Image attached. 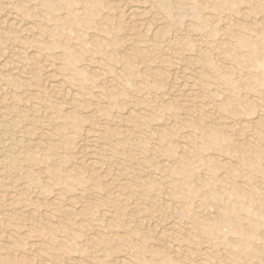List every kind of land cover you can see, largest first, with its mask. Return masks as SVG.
Returning a JSON list of instances; mask_svg holds the SVG:
<instances>
[{"label":"rangeland","instance_id":"rangeland-1","mask_svg":"<svg viewBox=\"0 0 264 264\" xmlns=\"http://www.w3.org/2000/svg\"><path fill=\"white\" fill-rule=\"evenodd\" d=\"M0 131V264H264V0H0Z\"/></svg>","mask_w":264,"mask_h":264},{"label":"bare ground","instance_id":"bare-ground-1","mask_svg":"<svg viewBox=\"0 0 264 264\" xmlns=\"http://www.w3.org/2000/svg\"><path fill=\"white\" fill-rule=\"evenodd\" d=\"M19 50H20V49H19ZM49 64H50V63H49ZM12 71H13V70H12ZM25 71H26V70H25ZM187 77H188V76H187ZM58 81H59V80H58ZM54 83H55V82H54ZM63 84H64V83H63ZM52 85H53V84H51V86H52ZM176 85H177V84H176ZM51 86H50V87H51ZM53 86H54V89L56 88V90H59V88H60L61 85H59V83H57V84H55V85H53ZM57 88H58V89H57ZM61 90H62V89H61ZM10 92H11V91H10ZM72 92H73V91H72ZM97 93H98V92H97ZM93 94H94V93H93ZM24 99H25V98H24ZM130 108H131V107H130ZM184 115H185V114H184ZM14 117H15V116H14ZM22 119H23V117H22ZM18 120H19V119H18ZM16 121H17V120H16ZM25 121H26V119H25ZM31 121H32V120H31ZM17 122H18V121H17ZM18 123H19V122H18ZM18 123H17V125H18ZM24 123H26V122H24ZM29 123H30V121H29ZM32 123H33V122H32ZM61 124H62V123H61ZM12 125H13V124H12ZM25 125H26V124H25ZM28 126H29V125H28ZM56 126H57V125H56ZM56 126H55V127H56ZM3 127H4V126H3ZM3 127H2V128H3ZM32 127H33V126H32ZM61 128H62V127H61ZM3 130H4V129H3ZM6 130H7V129H6ZM7 131H8V130H7ZM1 132H2V131H0V133H1ZM3 135H4V134H3ZM1 136H2V134H1ZM0 138H1V137H0ZM5 142H6V141H5ZM98 144H99V143H98ZM16 145H17V142H16ZM178 145H179V144H178ZM182 145H183V144H182ZM18 146H19V145H18ZM23 146H24V145H23ZM23 146H22V147H23ZM92 146H93V145H92ZM26 147H27V146H26ZM27 148H28V147H27ZM21 149H23V148H21ZM24 149H25V148H24ZM26 150H27V149H26ZM29 151H30V150H29ZM20 152H21V150H20ZM30 152H31V151H30ZM30 152H29V153H30ZM21 153H22V152H21ZM29 153H27V154L29 155ZM24 154H25L26 157H28V156L26 155V152H24ZM33 154H34V153H33ZM13 159H14V158H13ZM13 159H12V162L14 161ZM15 159H16V158H15ZM26 159H27V158H26ZM28 160H29V158H28ZM10 161H11V160H10ZM31 161H32V160H31ZM31 161H30V162H31ZM91 161H92V160H91ZM14 162H15V161H14ZM14 162H13V163H14ZM32 162H33V161H32ZM7 163H8V162H7ZM92 163H94V162H92ZM16 164H17V162H16ZM31 164H32V163H31ZM44 165H45V164H44ZM101 165H102V164H101ZM14 166H16V168H17V165H14ZM46 166H47V165H46ZM51 172H52V171H51ZM55 172H57V171L55 170ZM55 172H54V173H55ZM52 173H53V172H52ZM54 173H53V174H54ZM55 175H56V174H55ZM65 175H66V174H65ZM27 176H28V175H27ZM54 177H55V176H54ZM66 177H67V176H66ZM56 178H57V177H56ZM56 178H55V180H58V179H56ZM74 178H75V177H74ZM53 179H54V178H53ZM67 179H68V178H67ZM67 179H66V180H67ZM70 179H71V178H70ZM70 179H69V180H70ZM63 180H64V179H63ZM66 180H64V181H66ZM59 182H62V181H59ZM66 182H67V181H66ZM162 195H163V194H162ZM50 199H51V198H50ZM236 207H237V205H236ZM238 207H239V206H238ZM238 207H237V209H238ZM237 209H236V210H237ZM197 223H198V221H197ZM198 224H199V223H198ZM175 246H176V245H175Z\"/></svg>","mask_w":264,"mask_h":264}]
</instances>
